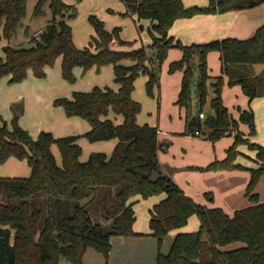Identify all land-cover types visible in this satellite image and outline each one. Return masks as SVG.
Listing matches in <instances>:
<instances>
[{
  "label": "trees",
  "instance_id": "16d2710c",
  "mask_svg": "<svg viewBox=\"0 0 264 264\" xmlns=\"http://www.w3.org/2000/svg\"><path fill=\"white\" fill-rule=\"evenodd\" d=\"M73 1L67 4L63 0H37L34 15H41L47 3L51 20L38 39H31V45L13 47L9 41L25 16L27 0H0V40L6 41L0 57V80L9 77L8 83H18L28 71L36 78H44L45 68L53 66L58 58L61 76L69 83L75 80V67L84 73L92 67L98 71L102 66L112 65L117 91L94 86L89 91L73 92L71 98H55L52 104L61 107L67 117H78L89 124L82 135L88 142L116 139L117 143L109 157L94 152L83 162L81 146L76 142L81 136L55 137L51 132L40 131L32 138L18 124V112L10 122L0 116V163L15 157L26 160L30 167L27 177L0 176V264H57L61 257L71 264H82L88 247L106 258L111 236L140 234L133 230V198L147 199L161 194L164 196L149 209L148 220L149 235L157 241L155 264H264V201L255 192L264 173V147L250 142L238 130L240 124H245L248 134L255 132L252 112L238 109L239 115L234 118L222 102V78L216 77L210 99L214 114L205 115L202 121L197 113L186 122L187 133L205 131L211 141L235 131L226 157L214 160L206 166L207 170L245 169L234 163L237 146L243 144L256 151L260 164L248 169L250 175L244 192L250 204L229 214L219 206L194 202L160 171L158 129L137 122L141 104L132 98L139 75L147 76L145 92L153 97L161 63L172 48L181 51L180 59L168 66L170 73L182 71L175 101L179 107L189 108V86L196 64V103L200 107L198 112L203 111L210 77L207 54L211 51L219 53L221 73L228 77V85L239 84L249 99L264 92V68L256 76L246 71L250 65L264 66V23L246 39L226 37L183 45L167 37L168 29L178 18L252 8L264 0H209L205 6L189 7L181 0H122L137 20L151 23L148 30L156 67L141 46L128 51L112 49L113 39L126 46L132 42L120 38L118 27L109 31L93 16L89 19L94 24L95 36L88 46H75L71 26L66 21L76 15L75 3L80 0ZM124 61L129 64H122ZM109 112L121 115L122 121L115 123L108 118ZM53 145L59 151L60 164L52 152ZM90 210L105 220L104 227L93 220ZM193 214L198 218V228L177 231L168 250L163 252L165 237L184 227ZM237 242L241 245L229 247Z\"/></svg>",
  "mask_w": 264,
  "mask_h": 264
},
{
  "label": "crops",
  "instance_id": "0c3cea01",
  "mask_svg": "<svg viewBox=\"0 0 264 264\" xmlns=\"http://www.w3.org/2000/svg\"><path fill=\"white\" fill-rule=\"evenodd\" d=\"M63 1L67 4L74 3L73 0H63ZM181 1L184 4V6L189 7L195 5L205 6L208 4L209 0H181ZM121 2L124 4L122 0ZM70 20L71 19H67L66 21L71 26ZM147 23L149 29L151 23L149 21H147ZM263 23H264V2L252 8H245L241 10H229L223 13L197 14L189 18H178L173 22L171 27L168 29L167 37L171 36L174 38L175 41H180L183 45L202 44L212 40H220L226 37L246 39L251 37L253 33L256 31V29L260 27ZM43 28L34 31L32 35L37 31L43 30ZM93 36H95V34ZM120 38L123 41L132 42V45L131 46L120 45L116 39H113L110 43V47L112 49L128 51L132 48L140 47V45L137 44L135 40H129L121 36ZM18 46H23V44H19L13 47H18ZM77 47L83 48L86 46L83 47L77 46ZM176 49L177 48L174 49L172 48L171 50H176ZM153 50H154L153 56L148 55L147 53V57L149 59H151V57L155 58V49L153 48ZM176 51H175L176 57L172 58V60H170L168 63L180 59L181 51L179 49H177ZM0 57H3V54L0 55ZM59 60L61 64V59L59 58ZM122 64H129V62L124 61L122 62ZM207 66H208L209 76H210V72L211 74H216L214 75L213 79L209 78L210 86H212V84L215 82L216 77L222 78V83H223L222 91L223 92L225 91V93L222 92L221 97L224 105H225V96L228 95L227 92L228 89H232V91L235 92L236 111L232 113L230 112L232 116L237 119L239 115L238 109L250 110L253 114L255 132L251 135L248 134L247 131L248 129L245 124H240L238 130L241 131L244 134L243 137L247 138L250 142L264 147V92H261L259 95L249 99L248 96L242 92V88L239 84L228 85L227 83L228 77L225 74L221 73V62L219 58V53L216 51H211L207 54ZM253 66L255 68V65ZM77 68L79 70H77ZM216 68L218 69V72H216ZM47 69L48 67L45 68V72L47 71ZM73 71L76 73L78 71H82V69L79 67H75ZM89 71L106 73V76L108 78L110 77L112 82H114L112 65L102 66L99 68L98 71L95 67H92L91 69H89ZM246 71L249 75L256 76L262 71V69L255 68L254 70L253 69L251 70V68L248 67L246 68ZM31 76L33 77L32 73L28 71L26 78L29 79ZM174 76H173L174 81H173L172 89L175 91V96L170 101L171 102L170 111L167 112L166 114L163 113L164 115L161 116L163 111L162 108L164 106L162 101L164 95L161 91L158 92L159 97L157 96L156 99L157 108H158L157 110L158 114L156 116V120L154 119L153 121L149 122L147 121L149 117L139 118L140 115H137V122L139 124L147 123L151 126L157 127L158 129V143L161 145V147H159L158 149L157 157H158L159 168L162 173L170 177L177 184V186L183 191V193L189 196L194 202L205 205L207 207L219 206L225 212L231 214L234 210L243 208L250 204V201L248 197L245 196L244 192L250 175L248 169L256 168L260 164V162L257 161L256 159V151L248 149L247 146L243 144L237 146L236 149L238 154L234 160V163L243 166L245 169L207 170L206 166L212 163L214 160H223L226 157L227 149L233 143L234 132L224 137H221L216 141H211L207 137L205 131L202 132L195 131V133H187L186 122L189 120L190 117H192V116H188L189 108L185 109L184 107H179L175 103L180 90L182 72L175 71ZM8 78L9 77H3L0 80L1 83L0 85L3 84L6 85V86H0V90L2 92V97H1L2 105L0 107L1 110L0 114L2 115V117L4 118L6 117L7 119L10 118L11 120L12 117L14 116V113L18 112L19 113L18 122L20 126L28 131V128L23 125L25 115L28 112L29 106H31V102L29 101L30 96L26 93L28 86H23L24 80L21 81V83L19 82L16 84H12L11 86H8L7 85L9 84ZM171 78L172 77L169 78L166 77V80ZM147 79H148L147 76H144L143 78L144 83H146ZM135 83L136 81L134 82V85ZM94 86H99V87L107 86L114 91H117L119 88L116 82L110 85H105V83L104 84L96 83ZM134 87L135 90L132 92V98L135 101L139 102L140 100L137 97H135L134 94L137 86ZM211 88L213 91V86ZM79 91L82 90L74 89L73 92H79ZM35 97H37V95L31 93V98H35ZM54 99H55L54 97H51L49 99L52 106H54L52 104ZM143 101L144 100L140 102L142 103ZM21 102H23V105ZM194 103H196L195 98H194ZM58 113L60 115L59 111ZM108 118L112 119L115 123H120L122 121L121 115H116L112 112H109ZM62 119L63 122L65 123L68 122L70 124H73L72 127L73 129L76 130L68 131L67 133H65L66 135L63 133H56L55 135L54 133L52 132L51 133L55 137L81 136L76 141L81 146L82 149L80 155L81 161L83 162L86 161L89 155L94 152H102L106 154L108 157L110 156L112 150L114 149L117 143L116 139H110L106 141H96L92 143H84L83 140L84 138L82 135L86 133V131L89 129V124L86 121L85 122L80 121L79 120L80 118L78 117L66 116L65 118ZM174 119L175 120L182 119L183 125L179 129L173 128L174 125L172 121ZM39 133L40 131H38L37 135ZM36 137L34 135V137L32 138H36ZM84 148L86 150V154H84L83 151ZM51 149L56 158L57 163L60 164V154L58 149L57 152L59 156H57V152H55L53 146L51 147ZM2 165L3 166H1L0 168L1 170L11 172L8 173L11 175H5V176L27 177L30 174V167L28 166L26 160H19L15 157H10ZM255 192L258 194L259 200L264 201V173L261 175V177L257 182ZM163 196L164 195L161 194L158 196H151L147 199H143L147 201L145 207H146V216L148 220L150 217L149 209L154 204H156ZM139 199L142 198L139 196L134 197L133 205L137 201H139ZM136 217L137 216L135 213L133 230L143 235L140 236L136 235L134 237L132 236L133 238L127 236H113L111 237L110 240L112 242V239H118L119 246L121 247V259L126 260L127 264H155L156 255H157V241L154 237L149 235V225L146 229H143L142 226H138L136 224L137 223ZM184 227L171 231L169 233L172 235V237L170 238L167 236L166 237L167 239L163 241L161 246V250L163 252H166L168 250L169 245L173 239V236L177 231L186 230L184 229ZM195 229H197L196 225L195 227L188 228L187 230L191 231ZM144 239H146V242H143ZM139 241L143 246L142 248L139 247L137 244L133 245L129 243V242H139ZM110 250L111 253H109V255L112 254L114 249L111 248Z\"/></svg>",
  "mask_w": 264,
  "mask_h": 264
},
{
  "label": "rangeland",
  "instance_id": "374dc122",
  "mask_svg": "<svg viewBox=\"0 0 264 264\" xmlns=\"http://www.w3.org/2000/svg\"><path fill=\"white\" fill-rule=\"evenodd\" d=\"M36 1L37 0H27L25 16L21 20V24L16 29V35L9 41L10 45L12 46H16L19 44H23V46L31 45L32 42L27 41V38L32 36V33L34 31L38 29H42L43 27H46L48 22L51 20L52 15L48 8L47 3L43 7V13L41 15H38V16L34 15L33 10H34ZM75 6H76V15L73 18H69L71 19L70 21H71V29H72V39L74 40L73 42L75 46L83 47V46L89 45L91 36L95 34L94 24L89 19V17L93 16V17H96L99 21H101L103 23L104 28L109 31L113 27L118 26L119 34L121 37L129 39V40H135L137 44H139L141 47L145 49L148 55L153 56L154 50L151 47V36L148 30L147 20H143V19L137 20L136 17L132 16L131 13L125 8L121 0H80V2L75 3ZM65 15L67 16L68 12L65 13ZM139 26H141V29H138ZM4 44H6V41L4 39H1L0 40V55H2V47ZM176 50L170 49L167 52L165 59L161 63V68L159 69V72H158V84L154 85V89H153L154 90L153 93H155L156 97L155 95L153 97H150L146 94L145 88H144L145 83L143 81V78H144L143 75H139L136 78L135 80L136 83L134 85V86H137L136 91L134 93L135 97H137L140 101L144 100L142 103L139 101V103L141 104V111L138 114L140 115L139 118L149 117L147 120L149 122L153 121L154 119L156 120V116L158 114L156 99H157V96L159 97L158 92H161V91L164 95L162 99L164 106L162 108L163 111H162L161 116H163L164 114L170 111V108H171L170 101L175 96V91L172 89L173 81H174L173 76H174L175 71L172 73L168 71V66L170 64L168 62L172 60V58L176 57L175 55ZM151 62L153 63L151 65L156 67L155 65L157 64V62L154 57H151ZM254 65H255V68H261V69L264 68V66L261 64H254ZM250 68L251 70L255 69L253 65H250ZM77 70L79 69L77 68ZM177 71H180V70H177ZM216 72H218L217 68H216ZM73 73L75 76L74 82L69 83L65 81L61 76V64L58 58L55 61L53 66L48 67L44 78H36L34 76L33 77L31 76L29 79L27 78L24 79L23 86H28L26 93L30 96L29 101L31 102V106H29L28 112L25 115L23 125L28 128V131L32 137H34V135L36 137L38 131H42V130L47 131V132H52L54 133V135L56 133L65 134L68 131L76 130V129H73L72 127L73 124H70L68 122L66 123L63 122L62 118H65L66 116L61 107H54L51 105V102L49 101L51 97L71 98L72 92L74 91V89H79V90H82L79 92H84V91L91 90L92 87L96 83L98 84L105 83V85H110L114 83L112 82L110 77L108 78L106 76V73L90 72L89 70L84 73L82 71H78L76 73L73 71ZM197 73H198L197 65L194 64L192 82L189 86V97H190L191 104L189 105L188 116H195L200 110V107L198 106V104L194 103V98L196 101L194 80L197 77ZM214 75L216 74H211L210 72L209 78L213 79ZM166 77L167 78L172 77V78L166 80ZM209 78L206 84L207 96L202 105V110L206 114V117L214 114V111L212 110L210 106V99L213 97L214 93L211 88L212 86H210L209 84ZM12 84H16V83H9L7 85L11 86ZM0 86H6V85L3 84ZM134 90H135V87H134ZM222 92L223 91L221 89V94ZM227 92H228V95L225 96V105L226 107H228L229 112L232 113L236 111L235 92L232 91V89H228ZM31 93L36 94L37 97L31 98ZM223 93H225V91ZM1 97H2V92L0 90V107L2 105ZM141 97L144 99H142ZM21 103L23 105V102ZM58 111L60 112V115ZM2 118L6 120L7 122H10V118L9 119H7L6 117L5 118L2 117ZM79 120L82 122H85L82 119H79ZM172 123L174 125L173 128L175 129H179L183 125L182 119L181 120L174 119ZM83 138H84L83 139L84 143H90L85 139V137ZM53 149L55 150V152H57L56 145H53ZM83 151H84V154H86L85 148ZM57 156H59L58 152H57ZM2 164L3 163H0V168L1 166H3ZM8 173H11V172L0 169V176L11 175ZM146 202L147 201L143 199H139V201H137L133 205L136 216H137L136 224L138 226H142L143 229H146L148 227V218L146 216V207H145ZM90 213H91L93 220L102 224V226L104 227L105 220L99 217V213H96V211H92V210H90ZM195 225L198 228L199 221H198L197 216L193 214L188 219L187 224L185 225L184 229H186L185 231H188L187 230L188 228L195 227ZM140 235H143V234L140 233L139 236ZM167 236L170 238L172 237L171 234ZM127 237H132V236H127ZM166 237L165 239H167ZM143 242H146V239H144ZM129 243L133 245L137 244L141 248L143 247L140 241L139 242H129ZM110 244L112 246L111 248H113L114 251L112 252L111 255L108 254L106 258L101 252L95 250L94 248L88 247L82 256V264H127L126 260L121 259V247L119 246L118 239H112V242ZM239 245H241V243L237 242V243L231 244L229 247L234 248ZM141 248H138V249H141ZM109 253H111V250L109 251ZM57 264H71V263L67 259L61 257L59 258Z\"/></svg>",
  "mask_w": 264,
  "mask_h": 264
},
{
  "label": "built area",
  "instance_id": "2783aa9c",
  "mask_svg": "<svg viewBox=\"0 0 264 264\" xmlns=\"http://www.w3.org/2000/svg\"><path fill=\"white\" fill-rule=\"evenodd\" d=\"M40 32H41V30L35 32L32 36L27 38V41H31V39H38ZM204 117H205V113L203 111L198 112V118L199 119H204ZM196 134H197V132H196Z\"/></svg>",
  "mask_w": 264,
  "mask_h": 264
}]
</instances>
